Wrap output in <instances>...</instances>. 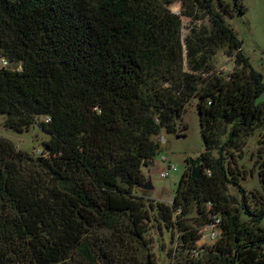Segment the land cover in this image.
<instances>
[{"label": "trees", "instance_id": "1", "mask_svg": "<svg viewBox=\"0 0 264 264\" xmlns=\"http://www.w3.org/2000/svg\"><path fill=\"white\" fill-rule=\"evenodd\" d=\"M226 12L222 0H0V116L48 137L38 155L0 138V264H159L154 228L171 236L169 264H264V82ZM181 15L202 22L185 41ZM194 101L201 176L187 162L172 203L154 201L146 174L164 134L187 136Z\"/></svg>", "mask_w": 264, "mask_h": 264}, {"label": "rangeland", "instance_id": "2", "mask_svg": "<svg viewBox=\"0 0 264 264\" xmlns=\"http://www.w3.org/2000/svg\"><path fill=\"white\" fill-rule=\"evenodd\" d=\"M228 12L227 18L232 24L240 40L243 42V54L249 59L251 66L263 76L264 82V0H222ZM173 12L177 14L182 13L180 4L172 6ZM182 16V15H181ZM202 25L199 17L196 16H182V36L185 41L190 31ZM215 73L220 76H227L232 73L235 66L234 56L229 55V50L224 49L219 51L214 58ZM264 103V94L259 100ZM184 124H188L189 130L186 137L178 138L175 135H163L165 142L161 144V151L155 160V165L151 168V173L147 177L151 178L154 190H144V195L148 196L154 201H162L166 204H171L177 186L184 173L185 166L189 159L199 158L204 152V143L200 129V117L197 108V102L194 101L188 107L184 116ZM0 138L8 140L21 151L40 154L44 148V144L48 141L47 135L40 130L39 127L34 126L29 131L23 133H16L8 130L4 125V117L0 116ZM253 139L251 147L255 145ZM166 156L169 160L177 165L178 171L173 173L169 179H162L160 170L162 165H159L160 159ZM250 163L249 166H251ZM249 168L248 165H246ZM249 170H247L248 172ZM243 188L246 190L248 199L250 193L254 190L261 193L258 188L256 170L254 177L244 183ZM261 189V188H260ZM238 202H242V197L235 190H231ZM154 240L153 250L159 264H169L168 258L169 250L174 248L171 242V236L167 232H162L154 228L151 232ZM214 239L211 231L204 233L201 242V248H208L213 245Z\"/></svg>", "mask_w": 264, "mask_h": 264}, {"label": "built area", "instance_id": "3", "mask_svg": "<svg viewBox=\"0 0 264 264\" xmlns=\"http://www.w3.org/2000/svg\"><path fill=\"white\" fill-rule=\"evenodd\" d=\"M3 64L6 65V62H4ZM164 142H165V139H162V144ZM159 165L160 166L162 165V168L160 170V176L164 180L169 179L173 173L178 171L177 165L173 164L169 160V158L166 156H163L160 159ZM208 231H211V235L213 236V239H214V242H213L214 244L219 239L220 232L216 230L215 227L213 229H209Z\"/></svg>", "mask_w": 264, "mask_h": 264}, {"label": "water", "instance_id": "4", "mask_svg": "<svg viewBox=\"0 0 264 264\" xmlns=\"http://www.w3.org/2000/svg\"><path fill=\"white\" fill-rule=\"evenodd\" d=\"M188 165H190L192 167V176L195 179L200 178L202 170H201V158H196V159H189L188 160ZM151 184V180L149 179L144 186L142 187V189L144 190H150L151 187L148 185Z\"/></svg>", "mask_w": 264, "mask_h": 264}, {"label": "crops", "instance_id": "5", "mask_svg": "<svg viewBox=\"0 0 264 264\" xmlns=\"http://www.w3.org/2000/svg\"><path fill=\"white\" fill-rule=\"evenodd\" d=\"M154 165H155V164H154ZM149 179L151 180V178H150V177H149V178L147 177V181H148ZM148 185L151 187V189H150V190H152V191H153V190H154V187H153V184H152V180H151V184H148Z\"/></svg>", "mask_w": 264, "mask_h": 264}]
</instances>
